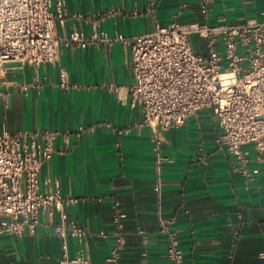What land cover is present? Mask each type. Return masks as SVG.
Masks as SVG:
<instances>
[{"label": "crops", "instance_id": "1", "mask_svg": "<svg viewBox=\"0 0 264 264\" xmlns=\"http://www.w3.org/2000/svg\"><path fill=\"white\" fill-rule=\"evenodd\" d=\"M205 2L203 12L201 4ZM59 35L151 31L179 22L231 24L264 20V0H65ZM206 55V38L192 36ZM131 47L61 45L59 58L38 65L10 61L0 79V133L48 128L55 151L39 179L75 197L68 217L86 229L85 264H110L113 203L125 212V245L116 264H169L158 217L171 218L186 264H264V151L245 145L247 173L219 147L221 130L208 108L159 130L164 161L157 174L151 129L128 99ZM60 69L67 74L60 85ZM84 85V86H82ZM82 128L79 130V128ZM158 186V187H157ZM57 211H39L34 232L0 233V264H55ZM100 231L106 233L105 236ZM69 254L77 242L68 238Z\"/></svg>", "mask_w": 264, "mask_h": 264}, {"label": "built area", "instance_id": "2", "mask_svg": "<svg viewBox=\"0 0 264 264\" xmlns=\"http://www.w3.org/2000/svg\"><path fill=\"white\" fill-rule=\"evenodd\" d=\"M205 8L203 2L201 10ZM67 15L65 0H0V79L10 61L34 65L56 61L61 45L128 43L133 77L128 99L140 106L141 122L151 129L157 174L164 161L159 130L180 125L202 108L217 119L221 130L217 145L227 148L247 173L244 146L264 151V20L219 25L173 20L132 36H110L103 30L86 35L77 28L59 35L56 23H63ZM196 35L206 38V55L194 50L191 37ZM59 76L66 87V71L60 69ZM57 133L48 128L0 133V233L34 232L39 211L55 210L54 233L61 243L55 264H85L88 258L81 243L86 229L66 211L75 197L63 194L49 179H39L42 164L55 151ZM125 216L115 201L106 258L110 264H116L125 245ZM158 221L167 239L169 264H186L170 227L172 219L159 215ZM68 238L78 244L74 255L69 254ZM259 256L264 258V251Z\"/></svg>", "mask_w": 264, "mask_h": 264}]
</instances>
